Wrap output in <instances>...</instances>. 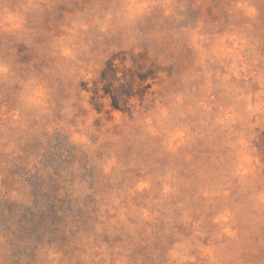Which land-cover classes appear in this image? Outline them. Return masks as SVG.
I'll return each instance as SVG.
<instances>
[{
    "label": "rangeland",
    "instance_id": "obj_1",
    "mask_svg": "<svg viewBox=\"0 0 264 264\" xmlns=\"http://www.w3.org/2000/svg\"><path fill=\"white\" fill-rule=\"evenodd\" d=\"M0 264H264V0H0Z\"/></svg>",
    "mask_w": 264,
    "mask_h": 264
},
{
    "label": "trees",
    "instance_id": "obj_2",
    "mask_svg": "<svg viewBox=\"0 0 264 264\" xmlns=\"http://www.w3.org/2000/svg\"><path fill=\"white\" fill-rule=\"evenodd\" d=\"M142 80L146 78V76H140ZM102 80L106 81V84L104 85V90L106 95H110L112 98V105L115 108H120L122 96L125 94L126 96L130 97L133 94L131 93V90L133 89L134 83H121V85L117 88H115L114 84L116 81L121 80L117 76V70L115 66L109 65L108 68H106L102 72ZM150 86V85H148ZM122 91V92H120ZM127 99H125L126 101Z\"/></svg>",
    "mask_w": 264,
    "mask_h": 264
}]
</instances>
